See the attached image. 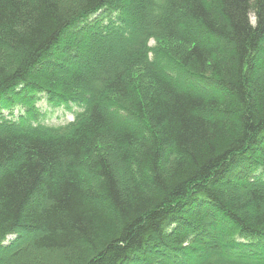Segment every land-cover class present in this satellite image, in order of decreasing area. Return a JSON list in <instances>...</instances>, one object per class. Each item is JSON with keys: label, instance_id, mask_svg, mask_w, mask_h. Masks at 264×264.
<instances>
[{"label": "trees", "instance_id": "obj_1", "mask_svg": "<svg viewBox=\"0 0 264 264\" xmlns=\"http://www.w3.org/2000/svg\"><path fill=\"white\" fill-rule=\"evenodd\" d=\"M0 264H264V0H0Z\"/></svg>", "mask_w": 264, "mask_h": 264}, {"label": "rangeland", "instance_id": "obj_2", "mask_svg": "<svg viewBox=\"0 0 264 264\" xmlns=\"http://www.w3.org/2000/svg\"><path fill=\"white\" fill-rule=\"evenodd\" d=\"M105 15L106 14L102 15V19L104 18ZM251 19L253 20L252 17H251ZM94 39L95 40L97 39L98 41H102L101 39H99V34ZM154 44H155L154 39H150L149 40V46H151V48L153 50H154V47H155ZM86 58H87V60H89L90 56L89 57L86 56V55L84 56V55H82V53L80 55H76V56H73L72 54L69 55V59L71 60V62H74V61L75 62H81V61H83V59H86ZM103 58H106V54H104ZM111 62H113V60L111 59L110 56H108L107 57V63L109 64ZM108 66H110V65H108ZM159 67H161V70L163 72H167L168 71V74L170 76H173V78L177 82H180V83L184 82V81H182L183 80V71L180 70L179 68H176L175 66H171L169 68H165L163 66V64H161ZM102 73H105V72L103 71ZM205 76L206 75H204L203 78H205ZM198 86L200 88H205V87H202L201 84H198ZM35 105L39 108L40 111H44V110H46V111L48 110L49 111V113L46 115V121L48 123H50V124L59 125V124L70 122L73 119L72 111H70L69 109H66V108H64L62 106H53V109H49L48 105L46 104V102L44 100H38L37 103H35ZM19 108H21V109L19 110ZM110 109H111L112 113H117L120 117L123 116L122 117L123 119L127 118V116H125L126 114H124L123 112L118 111L115 108H110ZM23 110H24L23 105L22 106H20V105L13 106V108L11 110L12 111V113H11L12 118H15ZM11 111H9L8 109L7 110L4 109L1 114L3 116L7 117L8 113H10ZM109 148L111 150V153L114 154L115 151L112 149V147H109ZM111 157L114 159V160L112 159V161L117 160V156L111 155ZM25 239H26V233L25 232H19V231L18 232H14L13 234H9V235H7V236H5L3 238V245H4L5 248H8V247L14 245L16 242H18L17 244H21L20 246H22L23 245V241Z\"/></svg>", "mask_w": 264, "mask_h": 264}]
</instances>
